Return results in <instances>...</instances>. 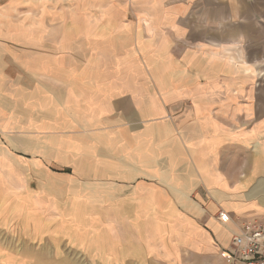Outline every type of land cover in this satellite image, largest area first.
<instances>
[{
  "label": "crops",
  "instance_id": "1",
  "mask_svg": "<svg viewBox=\"0 0 264 264\" xmlns=\"http://www.w3.org/2000/svg\"><path fill=\"white\" fill-rule=\"evenodd\" d=\"M84 2L54 4L34 21L33 36L28 24L0 20L2 133L10 132L11 107L25 121L29 110L42 166L67 168L72 181L99 188L104 203H122L120 190H131L122 200L136 207L111 219L158 218L178 250L208 251L213 236L228 239L226 246L244 219L264 218V209L245 191L249 162L235 167L237 133L197 109L220 90L234 91L217 78L232 77L236 60L264 61V0ZM185 98L194 109L172 133L164 110ZM102 188H114L112 199Z\"/></svg>",
  "mask_w": 264,
  "mask_h": 264
},
{
  "label": "rangeland",
  "instance_id": "2",
  "mask_svg": "<svg viewBox=\"0 0 264 264\" xmlns=\"http://www.w3.org/2000/svg\"><path fill=\"white\" fill-rule=\"evenodd\" d=\"M99 2L115 5L130 4L131 0L84 3ZM81 3L83 0H0V20L28 24V34L33 36L34 21L44 11H52L51 6L77 7ZM10 48L14 53L20 51L18 43H10ZM235 66L232 77L225 74L217 78L221 84L231 83L234 91L226 94L220 90L216 102L197 110L198 114L223 118L221 125L231 126L237 133L235 167L249 162L251 184L245 191L260 201L264 209V61L256 67H243L236 60ZM215 77H204L202 82L210 83ZM14 94L17 95L11 90ZM212 97L213 100V93ZM175 107L174 111L166 107L164 119L171 132L177 134L178 118L191 114L194 108L186 98ZM11 111L14 120L9 133L3 134L4 126L0 123V264H228L221 252L228 239L222 241L213 236L212 249L208 251H196L193 247L178 250L167 239L168 228L158 218H147L146 213H134L131 218L127 212L123 219H111L119 208L136 207L122 200L131 190H120L119 194L124 196L118 200L122 203H104L99 188H84L82 181H72L67 168L54 172L53 168L42 166L33 151V115L28 110L25 121L18 107H11ZM19 151L30 154L23 157ZM104 190L106 199H112L114 188H102L101 192ZM120 210L118 214L122 215ZM170 243L171 251H167Z\"/></svg>",
  "mask_w": 264,
  "mask_h": 264
},
{
  "label": "built area",
  "instance_id": "3",
  "mask_svg": "<svg viewBox=\"0 0 264 264\" xmlns=\"http://www.w3.org/2000/svg\"><path fill=\"white\" fill-rule=\"evenodd\" d=\"M222 220H228L223 213ZM228 264H264V218L253 216L243 220L231 232L229 242L221 249Z\"/></svg>",
  "mask_w": 264,
  "mask_h": 264
}]
</instances>
